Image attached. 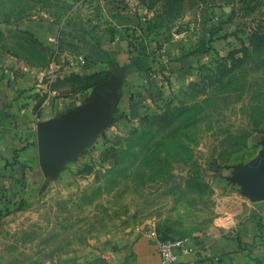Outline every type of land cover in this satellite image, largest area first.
I'll return each instance as SVG.
<instances>
[{
  "label": "rangeland",
  "instance_id": "obj_1",
  "mask_svg": "<svg viewBox=\"0 0 264 264\" xmlns=\"http://www.w3.org/2000/svg\"><path fill=\"white\" fill-rule=\"evenodd\" d=\"M0 66L40 130L103 113L48 167L35 131L28 184L0 192V264L191 243L252 200L231 168L264 140V0H0ZM144 72L160 79L132 110Z\"/></svg>",
  "mask_w": 264,
  "mask_h": 264
},
{
  "label": "crops",
  "instance_id": "obj_2",
  "mask_svg": "<svg viewBox=\"0 0 264 264\" xmlns=\"http://www.w3.org/2000/svg\"><path fill=\"white\" fill-rule=\"evenodd\" d=\"M179 69L177 63H172L167 72L175 76ZM154 79L158 83L160 74L143 73L139 86L129 93L130 109L135 108L134 100L138 108L148 103L146 95L153 90ZM27 86L0 66V192L8 198L15 197L16 189H24L29 182L36 164L29 142L44 125L34 114L36 103ZM240 156L232 172L241 169L249 177L264 179V140L248 147ZM253 194L249 203L233 211V217H228L231 219L219 224L221 227L189 243L192 251L179 254L178 264H264V199ZM158 242L142 238L131 244L106 247L88 258L66 264H162Z\"/></svg>",
  "mask_w": 264,
  "mask_h": 264
},
{
  "label": "water",
  "instance_id": "obj_3",
  "mask_svg": "<svg viewBox=\"0 0 264 264\" xmlns=\"http://www.w3.org/2000/svg\"><path fill=\"white\" fill-rule=\"evenodd\" d=\"M103 117L97 115H84L71 121L63 129H45L38 132L39 156L44 167H48L51 160L57 155H65L73 143L88 135ZM250 190L264 199V179L243 176Z\"/></svg>",
  "mask_w": 264,
  "mask_h": 264
},
{
  "label": "built area",
  "instance_id": "obj_4",
  "mask_svg": "<svg viewBox=\"0 0 264 264\" xmlns=\"http://www.w3.org/2000/svg\"><path fill=\"white\" fill-rule=\"evenodd\" d=\"M185 241L158 242V252L162 259V264H178L179 254L191 252Z\"/></svg>",
  "mask_w": 264,
  "mask_h": 264
}]
</instances>
